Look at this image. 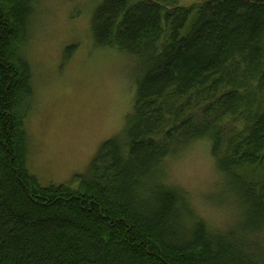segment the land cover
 <instances>
[{
    "label": "trees",
    "instance_id": "obj_1",
    "mask_svg": "<svg viewBox=\"0 0 264 264\" xmlns=\"http://www.w3.org/2000/svg\"><path fill=\"white\" fill-rule=\"evenodd\" d=\"M184 1L94 11L95 47L136 60V93L74 187L30 168L35 0H0V264H264V181L245 171L264 172V0ZM198 140L233 192L224 231L163 180L167 157Z\"/></svg>",
    "mask_w": 264,
    "mask_h": 264
},
{
    "label": "rangeland",
    "instance_id": "obj_2",
    "mask_svg": "<svg viewBox=\"0 0 264 264\" xmlns=\"http://www.w3.org/2000/svg\"><path fill=\"white\" fill-rule=\"evenodd\" d=\"M101 1L34 3L24 51L34 87L26 129L30 168L43 186L78 187L102 144L123 130L134 107L136 60L97 49L93 41L91 21ZM163 169V180L179 188L211 228L224 231L234 225L235 206L226 200L233 192L220 177L209 141L198 140L168 156ZM245 171L264 181L260 169Z\"/></svg>",
    "mask_w": 264,
    "mask_h": 264
}]
</instances>
